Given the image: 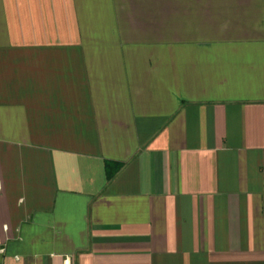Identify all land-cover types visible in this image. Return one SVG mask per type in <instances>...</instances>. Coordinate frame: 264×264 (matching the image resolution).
Masks as SVG:
<instances>
[{"label":"crops","instance_id":"crops-1","mask_svg":"<svg viewBox=\"0 0 264 264\" xmlns=\"http://www.w3.org/2000/svg\"><path fill=\"white\" fill-rule=\"evenodd\" d=\"M0 264H264V0H0Z\"/></svg>","mask_w":264,"mask_h":264},{"label":"built area","instance_id":"built-area-1","mask_svg":"<svg viewBox=\"0 0 264 264\" xmlns=\"http://www.w3.org/2000/svg\"><path fill=\"white\" fill-rule=\"evenodd\" d=\"M0 246H1V244H0Z\"/></svg>","mask_w":264,"mask_h":264}]
</instances>
